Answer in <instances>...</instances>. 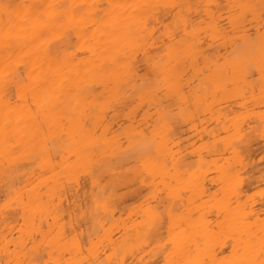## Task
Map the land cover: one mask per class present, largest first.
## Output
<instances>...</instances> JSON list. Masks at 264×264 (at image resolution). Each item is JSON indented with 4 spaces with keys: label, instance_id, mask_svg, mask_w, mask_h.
<instances>
[{
    "label": "bare ground",
    "instance_id": "1",
    "mask_svg": "<svg viewBox=\"0 0 264 264\" xmlns=\"http://www.w3.org/2000/svg\"><path fill=\"white\" fill-rule=\"evenodd\" d=\"M0 264H264V0H0Z\"/></svg>",
    "mask_w": 264,
    "mask_h": 264
}]
</instances>
